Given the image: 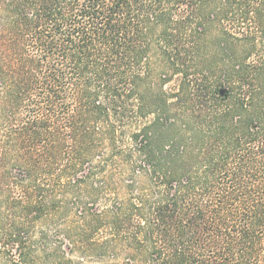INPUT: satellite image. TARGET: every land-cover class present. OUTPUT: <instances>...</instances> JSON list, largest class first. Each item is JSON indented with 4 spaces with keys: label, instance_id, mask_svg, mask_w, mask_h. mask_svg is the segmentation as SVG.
Returning <instances> with one entry per match:
<instances>
[{
    "label": "trees",
    "instance_id": "1",
    "mask_svg": "<svg viewBox=\"0 0 264 264\" xmlns=\"http://www.w3.org/2000/svg\"><path fill=\"white\" fill-rule=\"evenodd\" d=\"M0 177L18 249L73 199L92 264H264V0H0Z\"/></svg>",
    "mask_w": 264,
    "mask_h": 264
},
{
    "label": "rangeland",
    "instance_id": "2",
    "mask_svg": "<svg viewBox=\"0 0 264 264\" xmlns=\"http://www.w3.org/2000/svg\"><path fill=\"white\" fill-rule=\"evenodd\" d=\"M128 144L129 141L125 139L124 147ZM11 171L18 178V169L13 167ZM18 182V179L9 182L0 177V264H92L83 259L82 251L67 237L77 235L71 233L70 229L80 227L83 220V215L74 205L76 201L73 199L67 201L73 208L72 212L57 218L46 217L44 220L32 222L27 231L20 232L19 239L24 243L23 247L18 249V245L11 242L14 239H9L7 232L13 230L11 225L18 223L20 219L18 214L8 212L6 203L22 198V187ZM48 189L50 188H45ZM54 189L60 192L61 187ZM99 208H103V204ZM20 250L25 255H20Z\"/></svg>",
    "mask_w": 264,
    "mask_h": 264
}]
</instances>
